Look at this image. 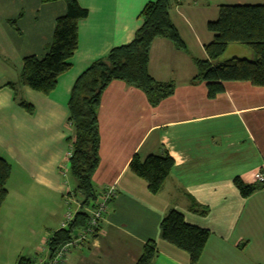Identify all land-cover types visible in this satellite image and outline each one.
<instances>
[{
	"label": "crops",
	"instance_id": "1",
	"mask_svg": "<svg viewBox=\"0 0 264 264\" xmlns=\"http://www.w3.org/2000/svg\"><path fill=\"white\" fill-rule=\"evenodd\" d=\"M151 1L77 0L88 16L78 24L71 68L43 95L19 84L22 59L45 55L55 19L65 14L66 5L62 0H0V157L10 164L6 186L12 179L15 185L12 192L7 188L0 208V264L2 255L15 263L20 257L34 264L48 260L44 244L63 216L53 203L62 196L58 174L57 184L52 182L66 147L62 123L71 87L92 61L132 40L138 14ZM222 4L240 0L171 2L170 20L187 50L154 39L147 64L155 80L173 82L170 96L151 106L141 90L116 80L102 92L98 165L91 180L97 196L111 185L116 193L100 231L71 249L62 264H135L148 240L156 245L153 264H188L184 251L159 236V223L170 209L210 232L197 264H264V188L243 198L233 184L235 177L252 183L255 173L264 176V87L225 82L224 91L210 99L203 81L191 82L193 58H206L204 45L212 38L206 24L217 18ZM8 20L16 21V29ZM162 152L173 166L159 193L151 194L128 162L134 154ZM194 206L207 213L195 212Z\"/></svg>",
	"mask_w": 264,
	"mask_h": 264
},
{
	"label": "trees",
	"instance_id": "2",
	"mask_svg": "<svg viewBox=\"0 0 264 264\" xmlns=\"http://www.w3.org/2000/svg\"><path fill=\"white\" fill-rule=\"evenodd\" d=\"M57 0H41L42 3ZM66 5L64 15L55 19L52 40L42 58L34 55L22 59L19 84L43 95H49L55 88L59 76L71 68V58L78 48V24L88 16V10L77 0H62ZM173 0L147 2L138 14L140 25L132 40L114 47L99 59L92 61L74 81L67 101L68 123L72 135L67 138L70 145L68 173L75 182L72 193L78 195L82 207H91L97 198L92 184V174L98 165L99 129L98 108L100 96L112 81H122L141 90L148 103L156 106L170 96L174 90L171 81H157L148 72L149 49L154 39L165 38L178 50L186 51V44L180 37L169 16ZM15 20L8 23L16 29ZM212 33L211 40L204 45L205 59L193 58L196 74L191 82L203 81L206 96L210 99L224 91L225 82H248L264 87V3L222 4L218 16L206 24ZM238 43L250 51L249 57H223L228 44ZM12 88L15 85L10 84ZM19 105L28 112L32 106L24 101ZM173 159L167 152L150 153L146 156L134 154L128 168L132 174L146 182L151 194H158L165 178L171 171ZM10 164L0 157V208L7 196L6 183ZM233 184L243 198L264 188V181L247 183L240 177ZM193 210L206 214L208 209L194 206ZM87 213L77 211L67 228H59L48 239L49 258L75 232L86 223ZM160 238L188 255V264H197L210 236L209 230L185 221L182 213L168 210L159 223ZM94 237V236H93ZM156 245L148 240L135 264H153ZM15 264H34L33 260L20 257Z\"/></svg>",
	"mask_w": 264,
	"mask_h": 264
},
{
	"label": "built area",
	"instance_id": "3",
	"mask_svg": "<svg viewBox=\"0 0 264 264\" xmlns=\"http://www.w3.org/2000/svg\"><path fill=\"white\" fill-rule=\"evenodd\" d=\"M179 2L180 0H175ZM70 153L68 154V158ZM68 172V161H66L63 169V175L66 176ZM255 181L263 182L264 176L261 173H255L254 175ZM116 188L115 185H111L103 189L99 196L94 201V204L91 207H82L81 204L77 200H73L71 198H67L65 201L66 210L64 212L60 228H67L69 223L73 220L75 214L79 210H83L87 213L86 223L83 227L78 229L74 237L63 244L55 253V255L44 262H40L39 264H62L65 261V257L67 253L73 249L78 248L83 243L87 242L90 238H92L96 233L100 231V225L102 220L104 219V215L108 210V205L112 198L115 196ZM74 205V207H72ZM49 239V238H48ZM48 240L46 244H44V249L48 251Z\"/></svg>",
	"mask_w": 264,
	"mask_h": 264
},
{
	"label": "rangeland",
	"instance_id": "4",
	"mask_svg": "<svg viewBox=\"0 0 264 264\" xmlns=\"http://www.w3.org/2000/svg\"><path fill=\"white\" fill-rule=\"evenodd\" d=\"M246 3L255 4V3H258V1H256V0H240V4H246ZM250 54L251 53H250L249 49H247L246 47H244V46H242V45H240L238 43H230V44H228L225 52L223 53V57H225V58L234 57V56H236V57H249ZM62 125H63V127H65V128H63L64 131H62V136L64 135V138H65L64 141L66 142L67 138L72 135V130H71L69 124H68V118L64 121V123H62ZM49 144H50V142H49ZM53 147H56V144H54V142H53V145H52L51 148H47L48 151L51 152L50 149H52ZM64 150L65 151L63 153L62 160H60L59 166L57 167L58 170L55 173L56 179H54V182H52L53 184H57V174H58V176L60 178L59 180H60V186H61V189H62L61 190L62 196H58L57 198H55L53 203H54L55 207L59 206L61 208V210L63 211L62 212L63 215H64V212L66 210V205H65L66 199L69 197V198H71L73 200H77V198H78V195L72 193V190H74V186H75L74 180L72 179V177L69 175L68 172L66 173V176L63 175L64 165H65L66 161H68V154L70 153V145H69L68 142H66V147L64 148ZM13 180L14 179H12L10 181V184H8L6 186V189L8 188L11 192L15 188L14 183H12ZM72 207H74V205H72ZM62 218H63V216H62ZM8 249L12 250L13 249V245L10 244ZM23 251H25V250H22V252ZM2 253H4V252H2ZM44 254L45 253L40 254V255H44ZM40 255L39 254L38 255L32 254L29 257H31V258H39V257H41ZM2 258L3 259H1V260H2V262L4 264H15L14 257H13V259H7V257H5V255H2Z\"/></svg>",
	"mask_w": 264,
	"mask_h": 264
}]
</instances>
